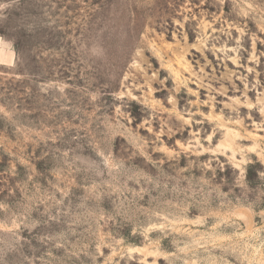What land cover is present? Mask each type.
<instances>
[{
	"label": "rangeland",
	"instance_id": "obj_1",
	"mask_svg": "<svg viewBox=\"0 0 264 264\" xmlns=\"http://www.w3.org/2000/svg\"><path fill=\"white\" fill-rule=\"evenodd\" d=\"M0 264H264V0H0Z\"/></svg>",
	"mask_w": 264,
	"mask_h": 264
},
{
	"label": "crops",
	"instance_id": "obj_2",
	"mask_svg": "<svg viewBox=\"0 0 264 264\" xmlns=\"http://www.w3.org/2000/svg\"><path fill=\"white\" fill-rule=\"evenodd\" d=\"M10 53V52H9ZM9 53H8V55H9Z\"/></svg>",
	"mask_w": 264,
	"mask_h": 264
}]
</instances>
